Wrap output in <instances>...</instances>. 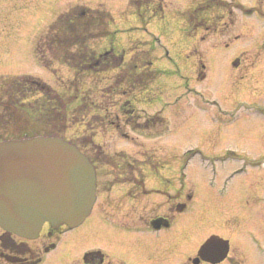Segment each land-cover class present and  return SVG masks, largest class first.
<instances>
[{"label": "rangeland", "instance_id": "rangeland-1", "mask_svg": "<svg viewBox=\"0 0 264 264\" xmlns=\"http://www.w3.org/2000/svg\"><path fill=\"white\" fill-rule=\"evenodd\" d=\"M193 2L0 0V113L9 111L10 101L26 91L29 98L38 97L37 103H42L43 94L19 83L22 76L33 74L50 84L49 94L59 96L48 102L46 108L42 106V118H36L34 129L61 134L81 144L90 154L93 150L84 141L95 138L92 142L100 143L116 162L115 167L98 162L97 178L124 177L129 173L126 166L139 167L143 159L155 163L164 157L169 163L159 170L161 176L150 173L148 178L174 175L175 178H232L225 188V183L217 180L210 195L222 188L228 196L227 192L241 182L250 183L257 176L264 178V168L233 171L244 165L240 156L254 160L264 155V111L258 114L255 111L254 116L245 113L255 110L256 105L252 108L248 102L264 104V0L215 3L204 11L207 20L215 26L206 23L197 33H187L181 11ZM139 3L146 19L134 9ZM163 6L162 14L147 18L154 13L151 7L160 12ZM105 11L108 13L104 14ZM67 35L72 40V35L76 36L79 42H66ZM124 44L127 49L122 68L89 69L80 65L88 61V53L98 54L106 46ZM63 46L77 50L70 54V62L61 58L64 53L72 52ZM145 47L156 49V59L152 67H138V73L146 68L163 71L148 87L133 84L131 87L122 79L133 70L132 59ZM42 53L48 58L47 64ZM200 56L207 65L204 78L197 72ZM239 59L242 64L236 63ZM240 102L245 103L235 109ZM220 106L226 114L236 113L239 119L218 122L213 116L220 112ZM161 109V115L149 121V116ZM23 115L27 114L15 113L14 117L23 120ZM227 119L231 120L228 115ZM203 152L208 158L205 162L201 158ZM228 152L236 154L229 157ZM136 173L142 175L143 171L138 168ZM263 190L260 188L261 194ZM104 198L101 192L99 200ZM255 199L256 203L260 202L263 239L264 198L258 200L255 195ZM100 213L102 210L94 207L80 224L77 231L83 236L71 250H67L63 241L39 264H74L86 249L112 246V239L86 234L92 223L99 220ZM187 216L180 215L170 228L156 234L131 232V245L142 248L144 256L139 263L131 251L128 262L178 263L185 249L172 247L166 238ZM225 224L237 226V215L227 213ZM2 229L0 226V232Z\"/></svg>", "mask_w": 264, "mask_h": 264}, {"label": "flooded vegetation", "instance_id": "flooded-vegetation-1", "mask_svg": "<svg viewBox=\"0 0 264 264\" xmlns=\"http://www.w3.org/2000/svg\"><path fill=\"white\" fill-rule=\"evenodd\" d=\"M141 5L139 3L138 8L135 7L138 13ZM151 9L156 10L154 7ZM207 21V18L200 19L199 25L195 24L191 32L194 33L196 28L203 27L206 23L209 27L215 26ZM218 27L217 25L216 29ZM126 49L125 45L104 47L105 51L117 50L118 53L123 52V55ZM241 62L239 59L236 63L242 64ZM243 103L245 102H240L235 108ZM250 105L252 108L256 105L255 110L252 113L245 112L247 115L254 116L255 111H258L257 114L264 111V104L248 102V106ZM219 108L220 112L213 116L218 122L239 119V116H235L236 113L226 114L221 106ZM227 115L231 120L227 119ZM124 134L129 137L126 132ZM88 142L84 141V144L93 150L91 154L88 150L87 152L96 167L98 162L115 167L113 156L104 151L100 143L95 141L92 145ZM230 154L236 153L228 152L227 155L232 157ZM201 158L203 162L208 159L204 152ZM240 160L244 165L235 168V172H242L247 168H264V155L254 160L240 156ZM142 161L139 167L132 166L130 161L131 166H126L129 173L124 177L116 175L113 178H97V197L93 209L98 206L102 213L86 234L112 239L114 244L105 248L98 246L86 249L74 264H130L127 255L131 251L141 263L144 252L142 248L131 245V232H162L164 228H170L182 214H187V218L166 238L172 247L185 249L182 259L176 264H264V233L263 239L260 237V202L256 203L255 199V195L257 199L264 198V192L261 194L260 191V188H264V178L257 176L250 183L241 182L236 189L227 192L229 197L222 188L210 195L211 186H215L217 180L225 183V188L232 178H175V175L148 178L150 173L161 176L159 170L169 163V159H156L155 163L149 159ZM138 168L142 169V175L136 173ZM101 192L105 194L102 201L99 200ZM227 213L237 215V226L225 224ZM83 222L73 226L47 221L40 233L33 238L20 236L2 227L0 261L7 262L6 264H39L63 241L67 244V250H71L83 236L77 231ZM210 238L213 240L208 241Z\"/></svg>", "mask_w": 264, "mask_h": 264}, {"label": "water", "instance_id": "water-1", "mask_svg": "<svg viewBox=\"0 0 264 264\" xmlns=\"http://www.w3.org/2000/svg\"><path fill=\"white\" fill-rule=\"evenodd\" d=\"M96 178L89 156L62 136L4 138L0 140V225L36 237L45 221L78 224L92 210Z\"/></svg>", "mask_w": 264, "mask_h": 264}, {"label": "trees", "instance_id": "trees-1", "mask_svg": "<svg viewBox=\"0 0 264 264\" xmlns=\"http://www.w3.org/2000/svg\"><path fill=\"white\" fill-rule=\"evenodd\" d=\"M222 0H201L199 5L197 7H191L186 9L183 12L184 19H185V30L190 33L193 29L195 24H199V21L202 16L203 10L212 7L213 4L221 2ZM108 12H104L106 14ZM110 23V21H109ZM70 24V22H69ZM72 39L66 36L65 40H69L66 42H73L78 43L79 40L76 41V36L72 35ZM114 47H117L119 45H111ZM66 51L71 50L72 52H66L64 55L61 56V58L64 61L70 62L71 55L74 52L77 53V50H72L70 47L63 46ZM95 52V51H94ZM56 53V52H54ZM85 56V55H83ZM42 58L45 62V64L48 63V58H46V54L42 53ZM154 47H149L143 50V52L138 53L135 58L132 59L133 70L130 71V74H128L125 79L128 81L129 86L134 87L133 85H142V86H148L149 83H151L160 73L157 69H144L140 73H138V67L145 66V67H152V63H154ZM78 59H81V57H78ZM87 62H80V65H86L85 68H105L107 66H112L113 68H122L123 67V52H119L117 50H107L105 52H100L98 54L91 53L86 55ZM206 74L205 66L202 64V67L200 69V76H204ZM139 75V76H138ZM138 76V77H137ZM140 78V83L136 84V81ZM121 80V79H119ZM19 83L22 84L23 88H29L32 89V91L35 92V89L38 90L40 94H43L42 97L43 101L42 103H37L38 97L35 98H29L28 97V91L26 93H23L22 95L16 97L14 100H11L8 108L9 111L0 113V139L4 137H10V136H24V135H32L35 133H39L41 131L34 129V124L36 122V118L39 119L42 118L43 113V107H47V103L51 102L55 99H57L59 96L49 94V87L50 84L48 82H45L44 80L34 76V75H24L22 76V79L19 80ZM133 84V85H132ZM34 88V89H33ZM32 94H35V93ZM48 92V95H46ZM33 97V96H32ZM16 114H27L23 115V120H16L14 117ZM152 118H155L158 116V114L152 115ZM151 119V117L149 118ZM6 122V123H5ZM18 126V128H17ZM15 127V128H14ZM45 133H49L46 132ZM91 140L88 142V144L94 145L95 141L92 142L93 138L90 137Z\"/></svg>", "mask_w": 264, "mask_h": 264}]
</instances>
